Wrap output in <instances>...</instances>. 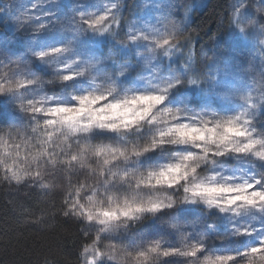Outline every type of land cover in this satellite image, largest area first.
Listing matches in <instances>:
<instances>
[{"label":"snow or ice","instance_id":"6c2138e0","mask_svg":"<svg viewBox=\"0 0 264 264\" xmlns=\"http://www.w3.org/2000/svg\"><path fill=\"white\" fill-rule=\"evenodd\" d=\"M193 8L0 0V184L75 264H264V0Z\"/></svg>","mask_w":264,"mask_h":264},{"label":"trees","instance_id":"16d2710c","mask_svg":"<svg viewBox=\"0 0 264 264\" xmlns=\"http://www.w3.org/2000/svg\"><path fill=\"white\" fill-rule=\"evenodd\" d=\"M224 5L225 0L194 5L191 30L197 47L216 31ZM35 206L26 188L0 184V264H75L77 226L60 216L42 224L24 223L23 210Z\"/></svg>","mask_w":264,"mask_h":264},{"label":"rangeland","instance_id":"374dc122","mask_svg":"<svg viewBox=\"0 0 264 264\" xmlns=\"http://www.w3.org/2000/svg\"><path fill=\"white\" fill-rule=\"evenodd\" d=\"M206 0H190L189 3H192V5H202Z\"/></svg>","mask_w":264,"mask_h":264}]
</instances>
